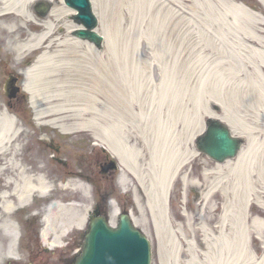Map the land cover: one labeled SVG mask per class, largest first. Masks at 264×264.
Masks as SVG:
<instances>
[{"label":"bare ground","instance_id":"obj_1","mask_svg":"<svg viewBox=\"0 0 264 264\" xmlns=\"http://www.w3.org/2000/svg\"><path fill=\"white\" fill-rule=\"evenodd\" d=\"M190 1L191 13L185 14L181 0H92L100 20L98 31L104 36L105 48L101 52L87 41L63 37L49 21L39 23L40 29L32 25L30 34L24 38L15 37L23 30V21L28 23L32 19L28 10L30 0H0V29L7 34L8 42L16 39L13 48L17 62L25 65L28 61L27 57H21L23 53L40 50L35 63L23 71L22 86L30 94L34 117L43 119L44 125H52L62 134L90 131L141 186L157 231L169 218L167 189L178 175L180 163L191 155L190 135L204 130L207 118L222 122L233 135L246 138L237 163L243 171L248 170L247 151L264 153V143L253 135L258 130L257 134L264 136V124H257L255 129L246 119L249 111L264 106V18L235 0ZM258 1L264 5V0ZM59 5L49 14L54 19L71 13L65 5ZM143 5L152 11L155 30L161 34L172 30L181 37L178 49L171 52L167 46H161L160 52L142 58L139 50L143 41L136 37L134 26L144 27ZM16 18L22 23L16 22ZM111 24L116 27L114 31ZM62 25L67 32L77 28L72 22ZM195 25L206 26L207 32L200 30L205 35L212 33L216 37L217 34L227 52H239L249 59L241 60L234 69L226 68L213 53L217 42L214 50L212 43L196 42ZM115 35L118 39L113 46ZM177 37H171L167 44L177 41ZM245 65L250 69L242 72ZM171 74L175 75L176 87L164 89ZM243 101L250 105L241 109L238 106ZM9 111L8 106L0 105V188L3 189L0 190V232L13 241L16 233L13 211L29 205L35 192L46 195L48 185L43 169L29 165L26 149L17 151L14 147L12 138L20 130L17 118ZM111 135L114 140L103 138ZM144 151H148V159L141 164ZM218 164L214 170L219 168ZM185 177L183 182L187 186ZM120 184L125 187L124 177L120 178ZM209 184L214 187L212 181ZM238 184L237 192H246L245 182ZM209 187L202 192L203 198L208 196ZM64 201L63 196H57L43 215V234L45 239L50 237L52 247L60 244L68 230L83 229L84 212L89 208L85 205L86 209L81 210L75 208L77 202ZM257 203L263 207L264 203ZM112 208L109 218L114 225L118 211ZM257 217L253 229L258 235L263 226ZM188 250L193 258L191 248ZM3 254L14 256L15 248L1 244L0 239V264Z\"/></svg>","mask_w":264,"mask_h":264},{"label":"rangeland","instance_id":"obj_2","mask_svg":"<svg viewBox=\"0 0 264 264\" xmlns=\"http://www.w3.org/2000/svg\"><path fill=\"white\" fill-rule=\"evenodd\" d=\"M235 1L244 3L250 9L260 13L264 18V5L258 0ZM51 3L55 4V0H51ZM181 3L184 4V13L190 14V10H192L191 1L181 0ZM55 7L58 6L55 5ZM102 8L105 9L104 4H102ZM141 8L144 10L145 15L144 27L137 28L135 25L134 28L135 32L137 31L136 37L143 41L142 48L139 50L142 58L154 55L155 51L156 53L160 52L161 46H167L171 49V52L175 48L178 49L182 42L181 37H177L172 30L166 34L159 33L154 29L155 24L152 21L150 7L143 5ZM28 10L32 18L38 22L36 24L37 29L42 27L39 23L50 21L63 37L70 35L62 27L63 23H70L69 16L66 15L59 19H54L51 15L40 17L33 12L32 0H30ZM137 11L136 8L135 13ZM108 16L110 17L109 14ZM16 22L22 23L17 18ZM195 27L196 30L192 29L194 30L195 40L199 45H205L206 42L212 43L214 50L217 42V50L213 53L218 57L219 63L225 64L226 68L234 69L241 60L246 62L249 59V56H241L239 52L232 50L227 52L224 49V43L221 42V38H217V34L214 37L212 33L210 35L202 33L200 30L208 31L206 26L199 28L195 25ZM115 28L111 24L110 29L114 31ZM28 34L30 32L26 31L23 33L22 30L15 34V37L21 39ZM168 36L169 39L177 37V41L173 40L170 44H167ZM117 39L116 35L112 38L113 46L116 44ZM15 40L9 43L14 45ZM104 48L105 45L100 49L101 52ZM143 49L145 52L142 51ZM39 51L34 53L32 59L25 66H28L33 61ZM2 54L3 49L0 48V55ZM8 65L9 63L0 62L3 71L7 69ZM163 65L167 66L165 62H163ZM18 66L20 64H16L14 71H20V68L24 65ZM246 69H250V67L245 65L242 72L246 71ZM141 73L144 74L143 69ZM20 76L23 81L25 76L22 74ZM174 77L175 75H170L167 81L169 84L165 85L164 89H175L176 82H174ZM259 89L261 90L262 88ZM24 94L26 95L27 103L28 93L24 91ZM256 100L257 98L254 102ZM26 103L22 101L23 109ZM248 104L243 101L242 105L238 107L243 109V106H248ZM28 105L29 103H27ZM252 106L254 105H251V108H253ZM259 106L261 105H257V107ZM27 109V115H34L31 106H28ZM213 111L218 112L214 107ZM16 115L13 116L19 119L18 127L23 130L20 138L30 142L28 147L31 151H28L27 155L32 158L35 157L42 162L46 171L45 174L56 175L62 179L63 189L62 192L59 191L57 196L61 197L63 195L65 199L63 203L75 201L78 204L75 208L81 210L87 205L89 208H85V218L94 209L95 205H98L104 211L112 209L111 204H114L113 206L119 209L122 207L132 208L135 225L145 232L151 242L152 264H159L158 260L164 264H264V204L261 208L257 203V201L264 203V176L262 174V171H264V160H261L264 153H261V150L259 152L255 150L252 152L247 151L245 162L248 164V170L244 171L237 166L240 161L238 158L230 160L229 165L217 163L219 168L215 170L214 165L216 163L203 154L198 155L194 161H190L192 155L187 158L168 193L172 200L168 210L169 218L166 217L168 221L165 220L164 225H159L157 231L152 225L148 199L142 193L134 177L123 166L118 170L112 171L111 168L106 170L104 174L108 175H103L100 172L99 164L104 162L110 155L108 154L109 152L106 154L107 151L102 150L101 145H96V142L99 141L91 135L90 131L80 130V132L60 135L56 130L53 132L48 129L51 128L49 125L37 127L27 123L20 113H16ZM246 119L255 126V129L257 124H264V106L251 110V112L249 111ZM127 124L130 125L129 122ZM28 130H32L30 131L31 134L27 133ZM43 131L44 133H42ZM257 133L258 130L254 131L253 135L258 138L260 143H264V136ZM193 135H190L191 137L188 140L190 152L194 150L193 140L195 135ZM39 136L44 139L40 140ZM103 138L114 140L112 135ZM107 142L110 143L108 140ZM22 147L24 148L25 146ZM36 152H40V156ZM147 152H143V156L139 160L141 164H144L145 160L148 159ZM50 154H53V160H50ZM216 170H218V173H215ZM251 170L253 172L252 175ZM79 171L80 173L78 174ZM184 172L186 173L187 186L186 183L184 185L183 177H180ZM121 177L126 180L125 187L119 184ZM210 181L213 182L214 187L209 184ZM239 182H245V185H247L246 192L240 193L242 190L239 193L237 192ZM64 184L67 187H63ZM208 186H210V191L208 190L207 193L208 196L203 198L201 194L206 191ZM121 188L127 189V192H124ZM225 200L226 205H223ZM43 202L44 204L48 203L47 200ZM250 205H252V212H249ZM222 214L223 218L221 219ZM256 216H258L257 218L263 226V230L258 235L256 230L253 229V221ZM219 219H221L220 222H218ZM233 227H235L234 230ZM78 237L79 234H76L74 239L70 240L69 250L63 252L55 251V253L52 251V254H45L41 251V255L53 260L56 255H72L73 251L77 249L76 241ZM26 239L31 240L29 237ZM159 244L162 245L161 249H159ZM188 248H191L193 258H191Z\"/></svg>","mask_w":264,"mask_h":264},{"label":"water","instance_id":"obj_3","mask_svg":"<svg viewBox=\"0 0 264 264\" xmlns=\"http://www.w3.org/2000/svg\"><path fill=\"white\" fill-rule=\"evenodd\" d=\"M64 4L76 11L71 19L83 28L72 35L93 42L101 47L102 37L94 31L97 19L91 11L89 0H63ZM40 1L35 11L45 15L51 4ZM205 136L198 141L199 149L212 159L224 161L237 153L240 144L227 128L210 120ZM113 165V163H110ZM150 245L144 234L133 227L128 216L121 214L117 227H111L101 216L91 218L85 235L83 250L75 264H150Z\"/></svg>","mask_w":264,"mask_h":264},{"label":"flooded vegetation","instance_id":"obj_4","mask_svg":"<svg viewBox=\"0 0 264 264\" xmlns=\"http://www.w3.org/2000/svg\"><path fill=\"white\" fill-rule=\"evenodd\" d=\"M0 59L5 62L8 61V57L5 53L0 55ZM3 81L5 80L0 75V84ZM9 103L11 104L12 100ZM20 224L21 227L28 225L35 233H38L40 229V219L38 216H33L32 212L23 213V215L20 216ZM20 244L21 247L29 249V256L26 258V261L23 264H71L73 262V257L70 255H56L54 260L49 257L42 256L37 242L25 241Z\"/></svg>","mask_w":264,"mask_h":264}]
</instances>
